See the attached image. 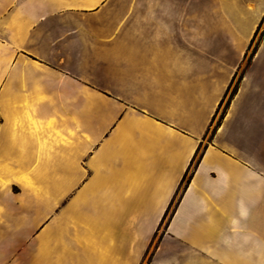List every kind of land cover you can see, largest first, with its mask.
<instances>
[{
	"label": "crops",
	"instance_id": "crops-1",
	"mask_svg": "<svg viewBox=\"0 0 264 264\" xmlns=\"http://www.w3.org/2000/svg\"><path fill=\"white\" fill-rule=\"evenodd\" d=\"M263 13L0 0V264H264V92L234 109L264 38L193 164Z\"/></svg>",
	"mask_w": 264,
	"mask_h": 264
},
{
	"label": "rangeland",
	"instance_id": "rangeland-1",
	"mask_svg": "<svg viewBox=\"0 0 264 264\" xmlns=\"http://www.w3.org/2000/svg\"><path fill=\"white\" fill-rule=\"evenodd\" d=\"M263 38H264V13H263L262 17L260 18L259 22L257 23V25H256V27H255L252 35H251V38L249 40V44H248L247 48L242 53L239 64L237 65V68H236L232 78L228 82L222 98L219 100V102L217 104L215 114L213 115L212 121H211L209 127L207 128V131L204 135V138H203L204 142L202 143L201 147L199 148L197 155L195 157V160L193 161V164L196 161L199 153L201 152L203 144L205 142H207L210 139V137L212 136L213 130H214L217 122L220 119V115L225 108L226 102H227L233 88L236 86L240 75H243L245 69L248 67L252 58L255 56ZM253 51H254V53H252ZM220 84L221 83H219V82H215V84H211L210 86L207 85V88H206V91H207V105L206 106H207V108L211 104V101L214 98L215 94L220 90V88H219ZM255 89L259 90V92H264V51L262 52V54H260L258 61L255 63L253 68L250 71H248V77H247V79L243 85V88H242V91L239 95V98L237 99V101L234 104V109L239 111L241 109L249 108L248 106H250V105H254L253 103L257 102V100H258V98H256L257 94L254 92ZM190 170L185 175V177L183 178V181L181 182V185L179 186V189L177 190V193L175 194V197L173 198L171 205L169 206V208L167 209V211L165 213V216H164V218H163V220L159 226V229L157 230V233H156V235L152 241V244L149 247V252L147 253V255L145 257V261L147 260L149 253H150L151 249L153 248L157 237L159 236V233L163 229V227L167 221V218L169 217V215H170V213H171V211L175 205V202L179 198L181 190L184 187L186 180L189 177Z\"/></svg>",
	"mask_w": 264,
	"mask_h": 264
},
{
	"label": "trees",
	"instance_id": "trees-1",
	"mask_svg": "<svg viewBox=\"0 0 264 264\" xmlns=\"http://www.w3.org/2000/svg\"><path fill=\"white\" fill-rule=\"evenodd\" d=\"M254 51H255V50H254ZM254 51H253L252 53H254ZM241 77H242V75H240V77H239V79H238V82H237L236 86L233 88V90H232V92H231V94H230V96H229V98H228V100H227V102H226L225 108H224L223 112L221 113V115H220V119H219V121L217 122L215 128L220 124V120L222 119V117H223V115H224V113H225V110L227 109V107H228V105H229V102H230L231 98H232L233 95L236 93V90H237V87H238V83H239ZM215 128H214V130H215ZM214 130H213V132H214ZM189 177H190V175H189ZM189 177H188V179L186 180V183L188 182ZM183 178H184V177H183ZM186 183H185V184H186Z\"/></svg>",
	"mask_w": 264,
	"mask_h": 264
}]
</instances>
